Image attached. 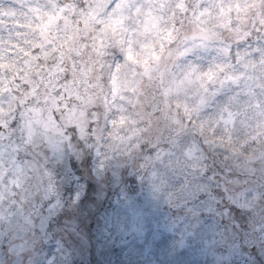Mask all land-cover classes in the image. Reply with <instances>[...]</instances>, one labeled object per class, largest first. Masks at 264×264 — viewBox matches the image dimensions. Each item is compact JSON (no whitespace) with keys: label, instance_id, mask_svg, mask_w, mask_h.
<instances>
[{"label":"clouds","instance_id":"9594fccd","mask_svg":"<svg viewBox=\"0 0 264 264\" xmlns=\"http://www.w3.org/2000/svg\"><path fill=\"white\" fill-rule=\"evenodd\" d=\"M0 264H264V0H0Z\"/></svg>","mask_w":264,"mask_h":264}]
</instances>
